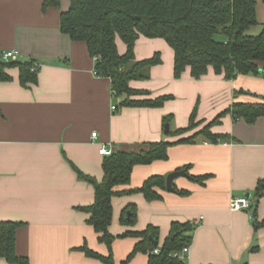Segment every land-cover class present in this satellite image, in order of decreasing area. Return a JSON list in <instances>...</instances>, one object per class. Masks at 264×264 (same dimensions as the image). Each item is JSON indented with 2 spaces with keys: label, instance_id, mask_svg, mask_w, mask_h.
Returning <instances> with one entry per match:
<instances>
[{
  "label": "crops",
  "instance_id": "crops-1",
  "mask_svg": "<svg viewBox=\"0 0 264 264\" xmlns=\"http://www.w3.org/2000/svg\"><path fill=\"white\" fill-rule=\"evenodd\" d=\"M253 1L261 27L264 0ZM42 3L0 0V56L15 52V59L8 62H33L37 75L36 85L22 87L18 70L12 67L7 70L10 80L0 82V222L22 224L15 232V253L28 264H102L79 251L86 245L108 255L86 223L88 215L80 211L93 203L94 190L77 178L67 161L101 181L105 158L98 153L101 147L112 153L139 152L149 143H175L192 136L234 103H263L264 78L225 80L209 69L196 80L186 69L175 79L171 48L162 39L141 36L135 43V59L157 53L161 64L151 68L148 80L131 81L129 87L148 92V98L171 100L159 108L120 106L124 97L115 101L109 79L95 75L86 45L60 32V13L68 9L69 0H60L59 9L45 11ZM117 50L121 55L126 50L120 40ZM194 110L198 125L193 131L182 136L164 133L165 117L172 118L169 131L174 132L189 125ZM211 132L226 139L212 144L198 136L190 144L170 146L165 161L135 166L130 184L114 188L118 195L111 199L108 228L114 237V264L125 261L139 242L124 234L157 228L160 247L173 224L186 223L195 230L184 264H264V227L253 229L252 210H229L232 197L249 195L256 203V220L264 221V189L259 198L256 194L259 182H264V117L247 124L226 115ZM181 170L187 177L173 181L174 192L156 189L162 196L159 201L124 193L139 189L152 176L166 178ZM190 176L206 179L200 184ZM128 207L135 208L133 225L121 221ZM147 263V254L136 253L127 264ZM0 264L8 263L0 259Z\"/></svg>",
  "mask_w": 264,
  "mask_h": 264
},
{
  "label": "trees",
  "instance_id": "trees-1",
  "mask_svg": "<svg viewBox=\"0 0 264 264\" xmlns=\"http://www.w3.org/2000/svg\"><path fill=\"white\" fill-rule=\"evenodd\" d=\"M264 5V1H263ZM253 0H69V7L60 13L59 29L73 42L86 45L87 52L94 59V72L97 77L110 81L113 99L124 97L119 103L123 107L159 108L170 96L148 98L149 93L131 89V81H145L150 77L152 67L161 64L159 54L138 61L134 47L139 37L162 39L174 54L173 77L179 79L189 69L193 79H200L212 69L215 75L225 80L237 76H260L264 78V22L255 36L246 32L257 25ZM60 0H43L42 10L59 9ZM117 40L126 47L124 54L117 50ZM15 67L22 87L37 84L33 62H3L0 59V82L10 80L7 70ZM240 94L243 92H239ZM133 97H143L132 100ZM230 115L234 121L253 124L264 117L263 103H234L218 114L192 136L175 143L157 142L147 144V149L139 152H116L105 157L102 163L103 177L97 181L82 174L72 163L68 164L77 178L89 184L94 190L93 203L80 211L86 213V223L98 235L100 243L107 247L108 255L101 256L89 250L86 245L79 248L86 257L102 264H114L111 245L114 237L109 233L111 224V199L118 195L117 186H128L131 172L135 166L148 165L155 161H165L167 150L177 144H190L198 136L216 144L226 136L213 134L211 128L220 124L221 119ZM171 117L163 119V127L169 125ZM195 110L190 115L189 125L185 129L167 135L182 136L193 131ZM191 181L202 184L205 177H189ZM160 192L165 191V178L152 176L137 190L125 191V194L141 193L148 202L162 199ZM264 189V182L257 186V198ZM179 195L185 192L176 191ZM256 203H252V226L254 230L264 227V221L258 222L255 214ZM129 214V215H128ZM136 219L134 207L123 212V224L133 225ZM20 223L0 222V259L8 264H28L26 258L15 253V232ZM195 225L191 223L173 224L167 238L158 246V229L147 227L142 233H127L123 237L133 236L139 239L131 255L121 264H127L136 253L148 256L147 264H184L185 260L174 257L192 242L191 233ZM174 236L173 238L171 236ZM154 250L158 252L155 254Z\"/></svg>",
  "mask_w": 264,
  "mask_h": 264
},
{
  "label": "built area",
  "instance_id": "built-area-1",
  "mask_svg": "<svg viewBox=\"0 0 264 264\" xmlns=\"http://www.w3.org/2000/svg\"><path fill=\"white\" fill-rule=\"evenodd\" d=\"M15 57H16V53L15 52H8V53H6L4 55H1V59L4 62L12 61V60L15 59ZM111 110L115 111L116 108L114 106H112ZM96 138H97V134L93 133L91 135V139L93 141H95ZM98 153H99L100 156H103V157H108V156L113 154L111 150H107L104 147H101L99 149ZM251 206H252V202H251L250 198H247L245 196L244 197H232L230 199V201H229V210L231 212H246V211H250ZM188 249H189V247L184 248L180 253H176L174 255V257H177V258H179L181 260H186L187 254H188ZM157 252H158L157 250H154L155 254Z\"/></svg>",
  "mask_w": 264,
  "mask_h": 264
},
{
  "label": "water",
  "instance_id": "water-1",
  "mask_svg": "<svg viewBox=\"0 0 264 264\" xmlns=\"http://www.w3.org/2000/svg\"><path fill=\"white\" fill-rule=\"evenodd\" d=\"M0 59H1V56H0ZM168 132H169V125L167 124L164 127V133L168 134ZM179 177H187L185 171L181 170V171L173 172V173L166 176V178H165V190H166V192H169V193L174 192L173 181ZM245 197L249 198V195H246ZM171 237L173 238L174 236L172 235ZM153 247L154 248L157 247L156 242H153Z\"/></svg>",
  "mask_w": 264,
  "mask_h": 264
},
{
  "label": "rangeland",
  "instance_id": "rangeland-1",
  "mask_svg": "<svg viewBox=\"0 0 264 264\" xmlns=\"http://www.w3.org/2000/svg\"><path fill=\"white\" fill-rule=\"evenodd\" d=\"M260 30H261V27L257 25V26H255V27L250 28V29L246 32V34H247V35H250V36H255V35H257V34L260 32Z\"/></svg>",
  "mask_w": 264,
  "mask_h": 264
}]
</instances>
